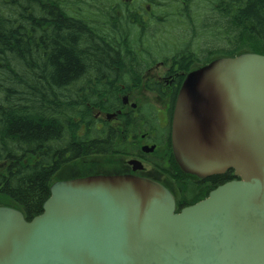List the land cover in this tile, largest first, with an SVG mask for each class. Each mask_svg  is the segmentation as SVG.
<instances>
[{
	"label": "water",
	"instance_id": "water-1",
	"mask_svg": "<svg viewBox=\"0 0 264 264\" xmlns=\"http://www.w3.org/2000/svg\"><path fill=\"white\" fill-rule=\"evenodd\" d=\"M171 148L184 174L237 179L178 212L171 193L144 177L56 182L30 221L0 207V264H264V55L190 72Z\"/></svg>",
	"mask_w": 264,
	"mask_h": 264
},
{
	"label": "trees",
	"instance_id": "trees-1",
	"mask_svg": "<svg viewBox=\"0 0 264 264\" xmlns=\"http://www.w3.org/2000/svg\"><path fill=\"white\" fill-rule=\"evenodd\" d=\"M208 2L236 29V48L222 57L264 55V0ZM64 8L62 0H0V205L27 221L42 212L59 166L104 147L123 150L120 138L93 133L90 106L113 92L101 81L106 54L88 41L89 25ZM230 173L189 185L187 206L230 181Z\"/></svg>",
	"mask_w": 264,
	"mask_h": 264
},
{
	"label": "flooded vegetation",
	"instance_id": "flooded-vegetation-1",
	"mask_svg": "<svg viewBox=\"0 0 264 264\" xmlns=\"http://www.w3.org/2000/svg\"><path fill=\"white\" fill-rule=\"evenodd\" d=\"M69 2L70 0H62V7L75 4L74 1ZM75 2L77 8L70 10L65 6L63 10L69 18L82 22L84 20L89 25L91 32L88 41L93 42L106 54L107 64L101 71L102 77L105 78L101 81L113 90L104 93L101 101L90 106L93 133L104 138L114 136V139L120 138L124 143L122 151L113 152L112 149L106 151L104 147L101 152L94 155L113 154L125 158L111 169H98V171L93 169L85 176L132 175L148 178L159 182L171 192L178 210L186 207L194 198V194L190 191L191 185L205 179L200 180L184 174L174 160L171 128L176 97L190 72L205 66L212 59L222 57L226 51L236 48V29L232 30L225 42L221 41L223 45H207L199 50L191 48L194 39L190 35L189 39L181 43V48L173 50L171 56L159 59L157 51L149 47H155L153 45L160 36L158 31L163 26L183 18L190 22V28L194 29L193 19L197 15L193 13L194 9L190 11L192 0H76ZM169 9L174 10L171 12ZM166 11L168 12L165 13ZM217 14L220 19L218 23L221 25L219 32L227 34L230 30L226 25L228 23L225 22L222 13L220 15L217 12ZM199 22H202V27L217 24L216 18H209L208 15L203 20H196L195 24L198 27ZM217 35L219 34L216 33L215 36ZM175 46H178V43ZM46 71L49 73L48 69ZM107 104L111 107H104ZM62 166L57 168L52 179ZM228 172H231L228 179H235L233 172ZM164 178L172 182L173 188ZM180 183L185 187L183 191L180 189ZM209 186L214 187V185ZM182 200L184 204L180 206Z\"/></svg>",
	"mask_w": 264,
	"mask_h": 264
},
{
	"label": "rangeland",
	"instance_id": "rangeland-1",
	"mask_svg": "<svg viewBox=\"0 0 264 264\" xmlns=\"http://www.w3.org/2000/svg\"><path fill=\"white\" fill-rule=\"evenodd\" d=\"M74 1V5H65L70 10H74L77 8L76 0H70L69 3ZM181 3V2H179ZM215 6L211 7L208 0H195L190 8V11L192 12L194 9V14L197 15L193 19V26L194 29L190 28L189 24L190 22L185 21V19H177L172 23H169L161 28V30L158 31L159 37L158 41L154 48L152 46L149 47L151 50L157 51V55L159 59L162 57V59L165 58V56H171L173 53V50L181 48V43H183L184 40H187L190 38V35L193 36V41L191 43V48L194 49H201L208 46H217V45H223V42H225L226 39L229 38L232 30H229L227 34H220V24L218 23L219 16L217 14V11H215L213 8ZM171 12L174 9H169ZM166 11L165 13H167ZM208 15L209 18L214 17L218 18L216 20V23L208 24V27H202V22H199V27L195 24L196 20H203L204 17ZM188 27V29H187ZM205 30L208 32H205ZM218 33L219 35L215 36V34ZM229 35V36H228ZM227 37V38H226ZM227 42V41H226ZM245 42V41H244ZM178 43V46H175V44ZM245 45H247L249 48H254L256 45L253 43H250L248 41L245 42ZM175 46V47H174ZM148 48V47H147ZM212 55H210L209 58H211ZM94 127V125H93ZM125 158L121 156H101V155H92L87 157H82L81 159H77L76 161L69 162L62 166L61 170L56 174L55 177L52 179V183H54L56 180H61L63 178H75V177H81L85 176L87 174H90L93 169L95 171H98V169H111L116 164H120L121 160ZM91 171V172H90ZM165 181L169 183L171 188H173L172 182L166 178H164ZM3 206V205H0ZM6 207V206H5Z\"/></svg>",
	"mask_w": 264,
	"mask_h": 264
}]
</instances>
